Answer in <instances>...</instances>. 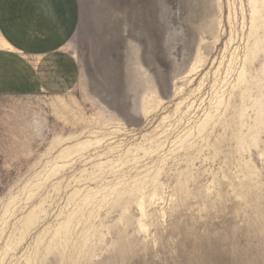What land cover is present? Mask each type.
I'll return each mask as SVG.
<instances>
[{"label":"rangeland","instance_id":"1","mask_svg":"<svg viewBox=\"0 0 264 264\" xmlns=\"http://www.w3.org/2000/svg\"><path fill=\"white\" fill-rule=\"evenodd\" d=\"M79 1L80 23L68 49L80 64L81 76L61 95L69 102V112L59 117L51 105L57 95L49 93L6 96L0 102V264H264V132L257 146L240 151L234 130L217 125L207 137L194 138L192 147L180 149L176 135L202 116L207 103L198 109L201 101L193 96L197 108L174 114L180 99L174 96L176 86L186 83L188 91L223 54L230 57L236 47L238 56L243 54L247 0ZM211 13L212 35L202 45L207 64L189 74L200 44L199 27ZM263 62L264 53L255 70ZM212 79L211 74L205 84L210 92L204 95L206 101ZM148 86L156 88L163 103L145 116L140 105ZM252 102L245 101L251 115L247 123L253 121ZM167 114L171 120L151 139L144 137ZM169 123L166 136L162 131ZM60 135L97 137L100 142L73 156L29 197L27 186L56 154L48 152L49 144ZM160 142L156 150H136L138 144ZM214 143L220 144L218 150ZM110 159L111 165L97 169ZM157 169L161 187L146 202L147 230L138 228L141 214L135 200L129 201L123 221L126 203L105 204L86 223L99 236L82 253L71 245L65 256L46 255L41 244L39 258H34L37 235L56 227L75 208L68 200L75 188L86 193L112 187ZM39 205L44 212L37 227L24 242L6 249L7 239L17 236L20 218ZM78 224L76 233L84 227Z\"/></svg>","mask_w":264,"mask_h":264},{"label":"bare ground","instance_id":"2","mask_svg":"<svg viewBox=\"0 0 264 264\" xmlns=\"http://www.w3.org/2000/svg\"><path fill=\"white\" fill-rule=\"evenodd\" d=\"M217 2L220 4V0H217ZM247 5L249 9V24L248 32L246 31L247 42L243 54L238 56L239 48L236 47L234 51L230 53V57L227 58L223 54L220 60L217 58L218 60H216L215 66L206 72L204 76L202 75L203 77L201 79L199 78V83L194 88H190L187 91L185 87L186 83L175 87L174 96L179 97L180 101L178 100L176 102L174 114L185 115L191 109L195 108L197 100L192 101L193 96L194 98L198 97L197 99L201 101L199 106L196 104L198 109L201 103H207L206 106L202 108V116L200 118L198 117V120H192L194 121L192 124L184 127L182 133L176 135V143L180 149L192 147L194 138L207 137L211 130L217 125H227L234 130L235 139L237 140L238 149L240 151H245L249 147L259 144L260 135L264 132V62L261 64L259 70H255L253 65L259 60L262 53H264V0H247ZM218 9H221L220 5H218ZM209 16L212 18V13L211 15H207V17ZM214 16L216 17L217 14ZM210 17L199 27L200 44L195 53L194 62L193 65H191L192 67L189 74L195 72L198 67L207 64L208 56L203 52L202 45L207 38V34L212 35V20ZM230 42H232L231 39L229 43ZM210 45H212V43ZM223 69L224 76H221ZM211 74L213 79L209 84H211V89L213 90H211L212 93L206 101L207 98H204V95L210 92H205V84ZM188 81L189 83L193 82V80ZM247 99H253L251 103L253 111L252 123L246 122V118L249 119L251 117L247 112V103H245ZM67 103L69 102L61 95H57L54 100H52L51 105L56 109V114L62 116L70 110ZM72 103H76L74 98L72 99ZM162 103L163 100L160 98L156 88L148 86L141 98L140 111L143 115L147 116L161 107ZM183 109H186V111L184 112ZM75 116L77 117V115ZM171 117L172 114L164 115L158 126L152 131L153 134L149 133L144 135V137H149L151 139L154 132L161 129L166 122L171 120ZM181 119L182 117L176 122L179 123ZM168 126L170 127L162 131V134L166 136H168L167 131L171 129V123H169ZM36 127H38V125ZM116 130L117 129H115V131ZM99 142L100 140L97 137L90 136L84 138L79 137V135H71L68 137L62 135L55 136L49 144L48 152L53 153L54 151L56 154L52 155V160L48 162V168L45 167V169L38 172L28 184L27 190L29 197L33 196L35 189L41 187L63 169L73 156L80 154ZM219 145V143H214L212 145L213 149L218 150ZM159 146H162L161 142L151 144L148 147L138 144L136 145V150L149 152L153 149L156 150ZM112 163L113 160L110 159L98 163L96 167L99 171H102L105 166L111 165ZM159 173L157 169L154 172L145 173V175L141 177L128 179L112 187L87 189L86 193H83L85 189L75 188L68 196L69 202L74 203L75 208L73 211L69 212V214H66L56 227L50 229L46 228L37 235L35 239L37 251L34 258H39L41 244H44L46 255L58 253L59 255L65 256V250L71 245L73 248L77 249L78 252L82 253L92 239L99 236V233L95 229L89 230L86 227V223L97 215L99 208L105 204L113 206L114 204L119 205L122 202L126 203L120 218V220L123 221L127 219L129 201L132 199L135 200L141 214V219L138 221V228L140 230H147V224L145 223V218L148 217L146 202L148 200H153L159 194L161 187ZM149 186H151L150 189H148ZM59 187L60 184L56 183V189ZM180 188H183L182 184H180ZM89 207H91V209H89ZM42 212H44V210L39 205L31 208L23 215L19 220L20 225L16 229L17 236H10L5 243V248L12 249L24 242L37 227L40 213ZM80 222H82L84 227L76 233V228L79 227L80 224L78 223ZM46 233H49V238L47 240L45 237ZM74 234L78 235L76 239H73Z\"/></svg>","mask_w":264,"mask_h":264},{"label":"crops","instance_id":"3","mask_svg":"<svg viewBox=\"0 0 264 264\" xmlns=\"http://www.w3.org/2000/svg\"><path fill=\"white\" fill-rule=\"evenodd\" d=\"M79 0H0V102L6 96L64 95L81 67L68 45Z\"/></svg>","mask_w":264,"mask_h":264}]
</instances>
